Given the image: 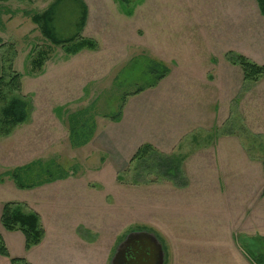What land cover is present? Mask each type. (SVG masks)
Returning a JSON list of instances; mask_svg holds the SVG:
<instances>
[{"label":"rangeland","instance_id":"obj_1","mask_svg":"<svg viewBox=\"0 0 264 264\" xmlns=\"http://www.w3.org/2000/svg\"><path fill=\"white\" fill-rule=\"evenodd\" d=\"M54 1L0 0V37L15 48L13 68L33 106L28 122L0 137V173L38 159L69 172L33 193L12 180L0 185V209L28 199L47 232L31 251L23 233V241L7 235L11 255L32 264H110L116 245L141 228L162 241L165 264H262L264 75L245 80L227 56L264 63L257 0H143L130 14L118 0H84L82 35L97 45L74 55L33 21ZM60 7L57 33L68 36L78 8L72 0ZM34 56L45 58L35 72ZM144 56L170 72L135 93L146 79ZM122 101L119 120L105 116ZM81 117L95 128L74 147L70 124ZM143 143L183 156L181 185L146 168L136 173L131 159ZM10 263L0 255V264Z\"/></svg>","mask_w":264,"mask_h":264},{"label":"trees","instance_id":"obj_2","mask_svg":"<svg viewBox=\"0 0 264 264\" xmlns=\"http://www.w3.org/2000/svg\"><path fill=\"white\" fill-rule=\"evenodd\" d=\"M65 1L55 0L45 11L34 14L33 21L40 25L41 32L46 39L55 45L61 46L68 55H74L86 48L94 49L97 45L96 41L82 35L88 18V7L84 0H72L78 8L75 31L68 36H60L57 33V22L61 20L63 8H65L61 9L62 6L60 7V5ZM118 1L125 9V13L130 14L133 7L143 0ZM257 3L264 15V0H257ZM1 48L4 50H2L3 52L0 51V137L10 135L17 126L28 122L33 107L31 99L22 93L21 74L13 68L15 55L13 44H6L0 37ZM227 56L230 62L241 66L245 80L254 82L264 75V63L258 64L240 53L228 52ZM143 58L146 63L143 70L144 75L142 76L146 79L140 83L141 85L135 93L142 92L146 88L155 87L170 72V68L165 62L149 56ZM136 59L138 58H133V60ZM44 61L45 58L34 56L31 62V70L33 72L37 71L43 66ZM123 100L125 101V99ZM124 101L120 103L115 112L105 116H110L113 120H119L125 104ZM94 113L93 108L85 111L88 116ZM74 120H71L69 139L74 147H79L92 138L95 123L87 117ZM183 159L182 155L167 154L156 149L151 143H143L133 155L131 162L136 163L135 168L138 169L136 173H140L139 169L146 168L155 172L158 176L170 179L179 186L181 185L179 180L182 179L183 175ZM68 175V170L57 161L44 162V160L38 159L1 172L0 183L10 179L16 187L30 189L58 179H64ZM0 223L8 231L19 230L23 232L26 250L40 244L46 235V229L39 212L22 201H5L2 206ZM0 254L9 257L11 264H32L25 257L11 256L1 231ZM255 262L258 263L257 260Z\"/></svg>","mask_w":264,"mask_h":264},{"label":"water","instance_id":"obj_3","mask_svg":"<svg viewBox=\"0 0 264 264\" xmlns=\"http://www.w3.org/2000/svg\"><path fill=\"white\" fill-rule=\"evenodd\" d=\"M165 250L156 233L132 229L115 247L110 264H164Z\"/></svg>","mask_w":264,"mask_h":264},{"label":"crops","instance_id":"obj_4","mask_svg":"<svg viewBox=\"0 0 264 264\" xmlns=\"http://www.w3.org/2000/svg\"><path fill=\"white\" fill-rule=\"evenodd\" d=\"M240 4H242V0H240ZM193 139H194V137H193ZM209 147V146H208ZM10 179H8V180H6L4 183H0V185H4V184H6L7 183V181H9ZM51 184H55V183H51ZM25 190H28V191H30L31 193H33L32 192V190L31 189H25ZM21 201H23V200H21ZM25 201V203H27L29 206H31L32 205V203L30 202V200H24ZM5 202V201H4ZM3 202V203H4ZM3 203H2V206H3ZM32 207V206H31ZM33 208V207H32ZM34 209V208H33ZM36 211H38L39 213H40V215H41V219H42V222H43V225H44V227H45V221H44V219H43V215H42V213H41V211L39 210V209H35ZM1 212H2V207H1V209H0V216H1ZM0 231H1V233H2V235H3V238H4V240H5V242H6V244H7V246H8V240H7V235L8 236H10V237H20L21 239H22V241H23V236L21 235V233H23V232H21V231H19V230H16V231H8V230H6L4 227H3V225L0 223ZM20 233V234H19ZM47 233V232H46ZM24 235V234H23ZM46 236V235H45ZM24 240H25V236H24ZM9 249V248H8ZM26 249V248H25ZM32 250V248L31 249H29V250H27V251H31ZM9 252H10V250H9ZM10 254H11V252H10ZM1 255V254H0ZM12 256V255H11ZM28 259V258H27ZM29 260V259H28ZM30 262H31V260H29ZM242 263L241 264H254L252 261H250L249 262V260L247 261V262H244V261H241ZM11 264V263H10Z\"/></svg>","mask_w":264,"mask_h":264},{"label":"flooded vegetation","instance_id":"obj_5","mask_svg":"<svg viewBox=\"0 0 264 264\" xmlns=\"http://www.w3.org/2000/svg\"><path fill=\"white\" fill-rule=\"evenodd\" d=\"M125 237V236H124ZM159 238V237H158ZM123 240V239H122ZM165 264V263H164Z\"/></svg>","mask_w":264,"mask_h":264}]
</instances>
